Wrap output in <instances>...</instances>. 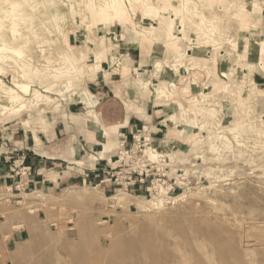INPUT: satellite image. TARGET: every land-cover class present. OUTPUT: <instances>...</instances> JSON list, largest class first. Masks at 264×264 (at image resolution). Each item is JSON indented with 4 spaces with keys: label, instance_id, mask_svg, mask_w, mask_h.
I'll use <instances>...</instances> for the list:
<instances>
[{
    "label": "rangeland",
    "instance_id": "rangeland-1",
    "mask_svg": "<svg viewBox=\"0 0 264 264\" xmlns=\"http://www.w3.org/2000/svg\"><path fill=\"white\" fill-rule=\"evenodd\" d=\"M15 1V12L0 4V45L23 51H0L7 58L0 62V127L68 118L67 104L92 68L89 52L103 41L112 65L130 72L124 48L142 46L146 63L135 88L164 106V118L154 121L167 130L155 133L146 123L130 139L109 133L115 155L99 185L0 195V230L29 238L8 244L1 264H264V0H172L180 11L174 18L153 9L139 14L152 31L144 37L129 20L92 21L82 0ZM207 26L212 33L203 32ZM68 36L77 38L74 48ZM162 76L167 93L186 92H159ZM130 78L121 75L122 85ZM23 82L29 93L12 105L6 88ZM159 183L169 198L157 205Z\"/></svg>",
    "mask_w": 264,
    "mask_h": 264
},
{
    "label": "crops",
    "instance_id": "crops-1",
    "mask_svg": "<svg viewBox=\"0 0 264 264\" xmlns=\"http://www.w3.org/2000/svg\"><path fill=\"white\" fill-rule=\"evenodd\" d=\"M75 41L77 38L68 36L71 48ZM141 50L142 46L124 48V58L130 68H134L132 72L112 65L106 47L95 48L93 54L89 52L91 64L88 67L92 68H86L85 84L67 104L68 118L59 116L55 121L50 118L53 120L31 124L18 120L0 127V195H9V190L14 192L20 188L34 191L99 185L115 155L109 150L101 156L112 139L103 128L110 134H122L129 139L146 123L155 133L166 132V122L154 121V118H164L160 109L163 105L146 101L145 92L135 88L130 83L131 78L129 86L122 85L120 80L123 74L134 78L141 73L146 63ZM146 118H150V122H146ZM20 165L28 171L27 175L20 176ZM4 207L7 206L2 205ZM21 231L7 227L0 230V264L8 258V244H20L29 239Z\"/></svg>",
    "mask_w": 264,
    "mask_h": 264
},
{
    "label": "bare ground",
    "instance_id": "bare-ground-1",
    "mask_svg": "<svg viewBox=\"0 0 264 264\" xmlns=\"http://www.w3.org/2000/svg\"><path fill=\"white\" fill-rule=\"evenodd\" d=\"M1 2H0V4L1 3H9L8 5H10V7H11V9H13V11L12 12H15V10L17 9V6H18V2L17 1H15V0H0ZM23 1H25V0H23ZM32 1V0H31ZM95 1H97V0H95ZM98 1H104V0H98ZM133 1V2H132ZM129 0L128 1V3L126 4L125 3V1L124 0H108V2H106V5L105 6H96L95 5V3H94V1H92V0H90V1H88V0H82V2L84 3V6H85V8H86V11H87V14H88V18H90L91 19V16H92V21L93 20H95V18H96V16L97 17H99V19H100V21H101V23H102V25L104 26V24H106L105 22H108V21H113V25H116V23H120V21H124V20H129L130 22L132 21L133 23H135V25H136V28L137 29H135V31H136V33L139 35V36H141V37H144V36H146V35H151L152 34V31H149L150 29L148 28H146L144 25H142L143 23H142V19H141V16L139 15L141 12L143 13V12H145V11H150V9H153V11L154 10H156L158 13H160V15L163 17V18H174V16H176L177 14H179L180 13V11L178 10V7H177V5H176V3L174 2V1H172V0ZM191 1V0H190ZM211 1V0H210ZM210 1L208 0V5L209 6H212V3H210ZM212 1H214V0H212ZM223 0H221V2H222ZM82 2H81V4H82ZM181 2H182V0H181ZM44 3V2H43ZM183 3V2H182ZM193 3V2H192ZM72 5V7H74L73 6V4H71ZM170 5V7H169V9L170 8H172V11H174L173 13H170V12H166V10H167V8H168V6ZM180 5V4H179ZM31 6V5H30ZM183 6V5H182ZM185 6V5H184ZM181 7V6H180ZM227 7V6H226ZM32 8H33V6H32ZM78 8V7H77ZM20 9V8H19ZM34 9V8H33ZM32 9V10H33ZM195 9V8H194ZM197 9V8H196ZM22 10V9H21ZM185 10H187L186 8H185ZM188 10H191V9H189L188 8ZM32 12V11H31ZM188 12V11H187ZM193 12H195V10H193ZM23 13V12H22ZM21 13V14H22ZM182 13V12H181ZM195 13H198V11L196 10V12ZM12 14H14V13H12ZM19 14H20V12H19ZM79 15V14H78ZM145 15H147V14H145ZM18 17L19 15H13V17ZM195 16V15H194ZM7 18L9 17V16H6ZM87 17V16H86ZM184 17V16H183ZM191 17V16H190ZM4 18V17H3ZM10 18V17H9ZM187 18V17H186ZM202 18V17H201ZM5 19V18H4ZM18 19H20V17H18ZM132 19V20H131ZM14 20V18L11 20V21H13ZM31 20H32V18H31ZM21 21H23V20H21ZM27 21V20H26ZM258 21H260V20H258ZM15 23V22H14ZM121 24V23H120ZM13 25V24H12ZM208 27H210V26H207V27H204L203 28V32H207V34H210V33H212L213 32V30L212 29H210V28H208ZM8 28V27H7ZM90 28H91V26H90ZM12 32L15 34V32H16V29H15V27H13L12 28ZM14 34H13V36H14ZM100 34V33H99ZM20 36V35H19ZM9 37V36H8ZM14 37H16V36H14ZM13 37V38H14ZM18 39V38H17ZM16 42V41H15ZM25 42V41H24ZM3 44L2 45H0V51L3 53V54H8V52H10V53H13V54H15V55H18V56H20L21 55V52H23V51H21V49H18V48H14V47H9L8 46V44L6 43V42H2ZM101 46L103 47L104 46V42L102 41V43H101ZM253 46H254V48L255 49H257L258 48V46L256 45V44H253ZM21 48V47H20ZM71 48V47H70ZM23 50V49H22ZM86 50V49H85ZM117 52V51H116ZM115 53V52H114ZM0 55V62H1V60H3V59H7V58H5L6 56L5 55ZM20 54V55H19ZM8 55H11V54H8ZM115 56V55H114ZM68 58V57H67ZM118 58V57H117ZM116 58V59H117ZM61 59V58H60ZM21 61V60H20ZM27 64H29V63H27ZM6 65V64H5ZM36 66V65H35ZM23 67V66H22ZM25 67H27V66H25ZM37 68V67H36ZM56 68V67H55ZM21 69V68H20ZM22 69H24V68H22ZM39 70V69H38ZM44 70V69H43ZM59 71V70H58ZM67 71V70H66ZM69 71V70H68ZM72 72H73V70H71ZM76 71V70H75ZM47 72V71H46ZM51 72V71H50ZM55 73V72H54ZM65 73V72H64ZM67 73V72H66ZM38 74V73H37ZM58 74V73H57ZM61 74V73H60ZM59 74V75H60ZM73 74H75V73H73ZM22 75V74H21ZM26 75V74H25ZM165 76H170L171 77V75H170V73L169 72H166L165 74H164ZM23 76V75H22ZM62 76V75H61ZM64 76V75H63ZM16 77V76H15ZM163 78H164V82L163 83H161V85L160 86H158V87H156L157 89H158V91L159 92H162V93H164L166 96H168V97H171V96H174V97H178V96H181L183 93H185L186 92V87H180V88H178V90H179V92L178 93H176V95H174V93H167V91H165V89H166V81L167 80H165V77L164 76H162ZM57 78V77H56ZM172 78V77H171ZM62 79V78H61ZM69 80V79H68ZM1 81V80H0ZM71 81V80H70ZM123 81V80H122ZM163 81V80H162ZM253 81V80H252ZM124 82V81H123ZM161 82V81H160ZM5 83V82H4ZM125 83V82H124ZM123 83V84H124ZM130 83L133 85V86H136V87H142V82L139 80V79H131V81H130ZM254 83V82H253ZM29 84H31V83H29ZM255 84V83H254ZM67 85L69 86L70 84L69 83H67ZM11 86V85H10ZM255 86V85H254ZM17 87H18V89L19 90H16V89H14V88H9V87H7L6 88V90H7V92L10 94V98L8 99V100H10V102L9 103H11L12 102V105H14L16 102H18V101H20V99L21 100H23V97L24 96H22V93H25V94H28L29 93V86L27 85V84H24V82L23 83H18L17 84ZM74 87V86H73ZM72 88V87H71ZM133 88V87H132ZM36 89V88H35ZM70 88H68V90H69ZM79 89V88H78ZM2 92V91H1ZM40 92V91H39ZM81 92V91H80ZM38 93V92H37ZM36 93V94H37ZM72 93V92H71ZM36 94H35V96H36ZM38 95V94H37ZM70 95V94H69ZM46 96V95H45ZM33 97V96H32ZM31 98V97H30ZM35 98H38V97H35ZM39 100H40V98H39ZM49 100H50V97H49ZM177 100V99H176ZM32 101V100H31ZM51 101H52V98H51ZM190 101H194V99H192V98H190ZM37 101H35V103H36ZM55 102V101H54ZM57 102V101H56ZM59 102V101H58ZM14 103V104H13ZM41 103V102H40ZM44 103V102H43ZM61 103V102H60ZM18 104V103H17ZM22 104V103H21ZM20 104V105H21ZM46 104V103H45ZM56 104V103H55ZM16 105V104H15ZM23 106L25 105V104H22ZM61 105V104H60ZM172 105L174 106V107H177V109L178 110H183L184 112H186V110H184V108H183V106L179 103V102H172ZM22 106V107H23ZM53 106V105H52ZM55 106V105H54ZM53 106V107H54ZM12 107V106H11ZM25 107V106H24ZM23 107V108H24ZM65 107V106H64ZM17 108V107H16ZM15 108V109H16ZM250 108V107H249ZM5 109L7 110L8 109V107H6L5 106ZM43 109V108H42ZM47 109V108H46ZM93 109V108H92ZM91 109V110H92ZM16 110H19V109H16ZM50 110H52V111H54V108L53 109H50ZM62 110H64V109H62ZM88 110H90V109H88ZM90 110V111H91ZM4 111V110H3ZM12 111H13V109H12ZM31 111H33V110H31ZM51 111V112H52ZM65 111H66V109H65ZM6 112V111H5ZM55 112V111H54ZM58 112V111H57ZM59 112H61V111H59ZM63 112V111H62ZM93 112V111H92ZM91 112V113H92ZM36 113V112H35ZM49 113V112H48ZM90 113V114H91ZM96 113V112H95ZM94 113V114H95ZM249 113H250V111H249ZM1 114V113H0ZM22 114V113H21ZM33 114V113H32ZM65 114V113H64ZM93 114V115H94ZM141 114V113H140ZM57 115V114H56ZM66 115V114H65ZM10 116H11V114H10ZM36 116V115H35ZM39 116V115H38ZM54 116V115H53ZM69 116V115H68ZM67 116V117H68ZM71 116V115H70ZM97 115H95L94 117H96ZM177 116V115H176ZM40 117V116H39ZM31 118V117H30ZM172 118H175V115L172 117ZM50 119V118H49ZM14 120V119H13ZM95 120H97V118L95 119ZM94 120V121H95ZM71 121H73V119H71ZM98 122V121H97ZM99 123V122H98ZM96 125V124H95ZM148 125V124H147ZM102 126V125H101ZM149 126V125H148ZM99 127V126H98ZM103 127V126H102ZM180 128V127H179ZM104 129V131H105V134H107V136L109 135V132H108V130H106L105 128H103ZM149 129V128H148ZM149 133V132H148ZM180 134L182 135V136H184V137H186L187 135V131H186V129H184V130H182L181 132H180ZM119 135V134H118ZM146 135V134H145ZM148 135V134H147ZM115 137V136H114ZM149 137V136H148ZM119 138V137H118ZM117 140V139H116ZM138 140H139V138H138ZM114 141H113V139L112 140H109V142H108V144L107 145H105V151L104 152H102L101 153V156L102 157H104L105 156V154L107 153V152H109V150H112L113 149V145H114V143H113ZM227 144V143H226ZM225 147V146H224ZM228 147V146H227ZM115 148V147H114ZM148 149V148H147ZM114 151V150H113ZM149 151H150V153H149V156H150V158H152V159H154V158H158L159 157V155H158V153L157 152H155L154 150H150L149 149ZM95 159H96V157L95 156H93ZM99 158H101V157H99ZM157 158H156V160H157ZM80 162V161H79ZM158 183V182H157ZM183 184V183H182ZM181 184V185H182ZM157 186H156V191L158 192V195H156V196H158V197H156V202H157V205H160L163 201H164V199H167V198H169V196H168V191H169V188H166L165 186H163V185H161L160 183L159 184H156ZM154 188V187H153ZM154 189V190H155ZM122 194V193H121ZM186 194V193H185ZM119 196V198H120V201H121V199L123 198V195H118ZM185 196V195H184ZM115 197V196H114ZM178 197H181V196H178ZM177 197V198H178ZM118 198V197H117ZM177 198H174L173 200H175V199H177ZM116 199V198H115ZM125 199V198H124ZM179 199H181V198H179ZM119 200V199H118ZM126 201V200H125ZM127 203V202H126ZM125 204V202L123 203V205ZM224 244H225V242H224ZM162 246V245H161ZM220 246V245H219ZM222 255H223V253H222ZM147 257V256H146ZM221 257V256H220ZM96 258V257H95ZM94 258V259H95ZM185 258V257H184ZM93 259V260H94ZM155 259V258H154ZM221 259V258H220ZM97 260H99V257L97 258ZM128 260H129V258H128ZM149 260H150V258H149ZM96 261V260H95ZM122 261V260H121ZM131 261H132V258H131ZM130 261V262H131ZM146 261V260H145ZM156 261V260H155ZM154 261V262H155ZM185 261V260H184ZM221 261V260H220ZM169 262V261H168ZM174 262V261H173ZM144 263V262H143ZM167 263V262H166ZM129 264H131V263H129ZM134 264H137V263H134ZM139 264H141V263H139ZM145 264V263H144ZM156 264V263H155ZM175 264V263H174ZM225 264V263H224Z\"/></svg>",
    "mask_w": 264,
    "mask_h": 264
}]
</instances>
